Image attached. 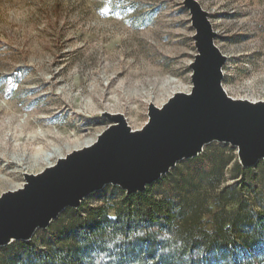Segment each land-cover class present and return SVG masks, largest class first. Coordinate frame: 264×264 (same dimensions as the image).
Wrapping results in <instances>:
<instances>
[{"label":"rangeland","instance_id":"obj_1","mask_svg":"<svg viewBox=\"0 0 264 264\" xmlns=\"http://www.w3.org/2000/svg\"><path fill=\"white\" fill-rule=\"evenodd\" d=\"M196 1L208 13L214 44L226 57V94L263 100L264 0ZM183 2L0 0V195L21 188L24 174H37L94 143L111 124L105 114H121L132 131L139 130L149 104L160 107L174 93L189 92L196 50ZM203 152L238 158L226 143L213 142ZM184 161L177 164L180 178L202 191L200 166ZM229 175L227 166L224 184L232 182ZM207 177L216 185L215 174ZM121 191L106 185L88 195L75 212L66 210L38 229L30 247L46 250L62 241L84 223L87 207L106 206L113 216ZM22 243L0 247V264H16Z\"/></svg>","mask_w":264,"mask_h":264},{"label":"water","instance_id":"obj_2","mask_svg":"<svg viewBox=\"0 0 264 264\" xmlns=\"http://www.w3.org/2000/svg\"><path fill=\"white\" fill-rule=\"evenodd\" d=\"M196 53L189 64V92L174 93L160 107L148 105L144 126L132 131L121 114H105L110 125L96 141L59 158L24 184L0 195V247L29 241L66 209H77L106 185L127 195L143 192L183 160L213 142L235 147L244 168L264 162V99L229 97L223 86L226 57L214 44L208 13L184 0Z\"/></svg>","mask_w":264,"mask_h":264},{"label":"trees","instance_id":"obj_3","mask_svg":"<svg viewBox=\"0 0 264 264\" xmlns=\"http://www.w3.org/2000/svg\"><path fill=\"white\" fill-rule=\"evenodd\" d=\"M184 162L200 166L202 191L176 165L143 192L121 191L113 216L87 207L84 223L48 249L22 243L16 264H264V163L255 171L203 151Z\"/></svg>","mask_w":264,"mask_h":264},{"label":"bare ground","instance_id":"obj_4","mask_svg":"<svg viewBox=\"0 0 264 264\" xmlns=\"http://www.w3.org/2000/svg\"><path fill=\"white\" fill-rule=\"evenodd\" d=\"M84 144L87 146V145H89V142H86V143H84ZM84 144H83V145H84ZM49 156H50V155H49ZM49 156L46 157V161H47V159L49 158Z\"/></svg>","mask_w":264,"mask_h":264}]
</instances>
